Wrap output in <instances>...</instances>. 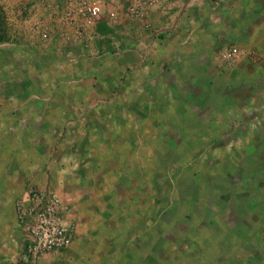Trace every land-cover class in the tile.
<instances>
[{"label": "rangeland", "instance_id": "1", "mask_svg": "<svg viewBox=\"0 0 264 264\" xmlns=\"http://www.w3.org/2000/svg\"><path fill=\"white\" fill-rule=\"evenodd\" d=\"M0 35V264H264V0H0Z\"/></svg>", "mask_w": 264, "mask_h": 264}, {"label": "built area", "instance_id": "2", "mask_svg": "<svg viewBox=\"0 0 264 264\" xmlns=\"http://www.w3.org/2000/svg\"><path fill=\"white\" fill-rule=\"evenodd\" d=\"M87 10L92 17H98L100 13L98 5L89 6ZM29 196L37 206L34 215L38 224L32 227L31 237L34 252L47 249L57 250L66 246L70 241V233L56 216L55 196L46 193H30Z\"/></svg>", "mask_w": 264, "mask_h": 264}, {"label": "trees", "instance_id": "3", "mask_svg": "<svg viewBox=\"0 0 264 264\" xmlns=\"http://www.w3.org/2000/svg\"><path fill=\"white\" fill-rule=\"evenodd\" d=\"M0 37H2V35H0Z\"/></svg>", "mask_w": 264, "mask_h": 264}]
</instances>
